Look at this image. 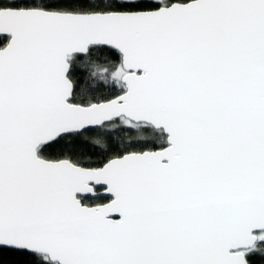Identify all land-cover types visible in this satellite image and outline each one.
Masks as SVG:
<instances>
[{
    "label": "snow or ice",
    "instance_id": "snow-or-ice-1",
    "mask_svg": "<svg viewBox=\"0 0 264 264\" xmlns=\"http://www.w3.org/2000/svg\"><path fill=\"white\" fill-rule=\"evenodd\" d=\"M0 264H264V0H0Z\"/></svg>",
    "mask_w": 264,
    "mask_h": 264
},
{
    "label": "trees",
    "instance_id": "trees-1",
    "mask_svg": "<svg viewBox=\"0 0 264 264\" xmlns=\"http://www.w3.org/2000/svg\"><path fill=\"white\" fill-rule=\"evenodd\" d=\"M103 139H104V137H103L102 134H95V135H92V136L88 137L89 143H92V142H94L96 140H100L101 142H103Z\"/></svg>",
    "mask_w": 264,
    "mask_h": 264
}]
</instances>
